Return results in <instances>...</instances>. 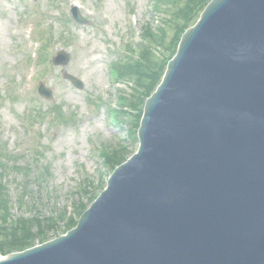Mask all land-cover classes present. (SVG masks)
<instances>
[{"label":"water","instance_id":"1","mask_svg":"<svg viewBox=\"0 0 264 264\" xmlns=\"http://www.w3.org/2000/svg\"><path fill=\"white\" fill-rule=\"evenodd\" d=\"M178 47L76 228L0 264H264V0H212Z\"/></svg>","mask_w":264,"mask_h":264},{"label":"rangeland","instance_id":"2","mask_svg":"<svg viewBox=\"0 0 264 264\" xmlns=\"http://www.w3.org/2000/svg\"><path fill=\"white\" fill-rule=\"evenodd\" d=\"M211 1L0 0V155L9 170L1 185L11 205L8 221L53 218V223L39 227L33 223L28 248L75 228L118 166L108 158L119 154L127 159L139 148L144 104H133L135 77L126 75L139 62L135 54L122 53L127 50L125 44H137L140 36L152 39L149 33L157 38L152 39L158 42H154L159 46L157 53L141 45L138 51L153 52L150 57L160 64V84L183 34ZM74 3L87 23L77 24L71 17ZM35 26L34 37L45 45L40 50L44 66L39 83L25 78L33 74V68L24 73L25 47ZM60 51L69 57L65 66L49 61ZM126 60L129 64L123 66ZM114 65L121 75L112 72ZM66 74L81 80L83 86H75ZM41 83L52 99L38 94ZM114 107L123 110L114 112ZM99 151L109 153L107 160ZM63 212L66 215L61 218ZM3 227L0 239L25 232L11 223ZM21 251H0V258Z\"/></svg>","mask_w":264,"mask_h":264},{"label":"trees","instance_id":"3","mask_svg":"<svg viewBox=\"0 0 264 264\" xmlns=\"http://www.w3.org/2000/svg\"><path fill=\"white\" fill-rule=\"evenodd\" d=\"M149 35L152 37V39L154 38L157 40V38L153 34L149 33ZM152 39H150V45H143L142 47H145L157 53V50L155 47H159V46L155 44L154 42L156 41L153 42ZM153 52L146 51L144 54H142L140 50L139 55L137 59L135 60V62H139L138 66H136V68L135 67L132 68V70L126 74L129 77L130 75L132 76V78L135 77V79H132V81L136 83V87H134V92L133 94H131V96H133L132 101L135 100L133 101L134 105L145 104V101L147 100V98H149L151 94H153V92L156 90L155 88L158 87L157 85L159 83H158L157 77L161 73L159 72L160 69H157V68H159L160 64L158 65V61L156 59H153L154 58L153 56L150 57L151 53L153 55ZM128 64H129L128 61H125L122 65L126 66ZM118 65L114 67V70L116 71V73L117 72L119 73ZM118 75H121V74L119 73ZM161 76L159 77V79H161ZM108 154L109 153L105 152L106 160L108 158ZM121 158L122 157L119 154H117V155L111 156L110 159L108 158V161L110 164L112 163L115 165H119V164H122L126 160V159H121ZM2 160H3L2 155H0V165L2 166V170H0V222H1L0 227L2 228V230H4L3 226L8 223H11V225H16V227H20L21 230H25L22 236L16 237L15 236L16 232H15L14 236H11V238L8 237V238L0 239V251L2 253H6L4 251H8L13 248L20 249V250L28 248L31 245V238L29 236L30 231L34 232L33 229L35 226L33 223L35 222L36 226L39 227L40 224L43 222L53 223V218L43 219L37 216L34 218H30V219L20 218L18 220H15L14 223H12L11 221H8V217L11 216V213H10L11 205L10 206L7 205V202L5 199V191L1 185L2 184L1 180H2L4 173L8 174L9 170H7L6 167L4 168ZM37 235L38 233L36 234V236Z\"/></svg>","mask_w":264,"mask_h":264}]
</instances>
